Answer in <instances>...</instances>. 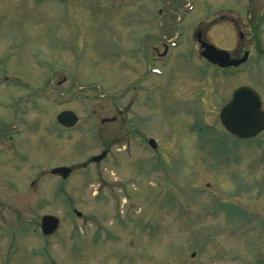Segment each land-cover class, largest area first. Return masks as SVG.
<instances>
[{
    "label": "rangeland",
    "instance_id": "374dc122",
    "mask_svg": "<svg viewBox=\"0 0 264 264\" xmlns=\"http://www.w3.org/2000/svg\"><path fill=\"white\" fill-rule=\"evenodd\" d=\"M245 3L0 0V264H264V132L240 145L219 123L234 87L264 98V0L250 25L232 11ZM176 35L164 76L139 86ZM201 37L250 63L216 73L191 57ZM43 216L59 220L50 237Z\"/></svg>",
    "mask_w": 264,
    "mask_h": 264
},
{
    "label": "water",
    "instance_id": "95a60500",
    "mask_svg": "<svg viewBox=\"0 0 264 264\" xmlns=\"http://www.w3.org/2000/svg\"><path fill=\"white\" fill-rule=\"evenodd\" d=\"M200 46L203 49L201 55L209 63L218 65L221 68L237 66L245 59L244 57L240 61H232L225 51L217 50L205 43H200ZM260 105L261 103L254 92L246 87H241L233 93L231 101L220 112V123L228 133L237 138H254L264 128V115L260 110ZM56 120L66 128L73 127L77 122V118L70 112L61 113ZM150 144L153 146L152 142ZM103 156L104 154L95 158V161L100 160ZM52 173L66 178L70 170L60 168ZM57 226L58 221L52 216H44L41 219V231L44 235L52 234Z\"/></svg>",
    "mask_w": 264,
    "mask_h": 264
},
{
    "label": "flooded vegetation",
    "instance_id": "af4514ba",
    "mask_svg": "<svg viewBox=\"0 0 264 264\" xmlns=\"http://www.w3.org/2000/svg\"><path fill=\"white\" fill-rule=\"evenodd\" d=\"M244 2H246L245 4H247L248 6L245 8V9H240V8H238V9H234L233 11H234V13H237L239 16H240V14L241 13H244V15H242V18L241 19H239L241 22H239L238 24H245V25H250L251 24V18H252V15H253V11H252V8H251V6H252V0H243ZM160 13V12H159ZM243 20V21H242ZM229 21L230 22H234L233 20H231V19H229ZM233 25H235V24H233ZM200 33V35L202 36V34H201V32H199ZM201 39H202V37H201ZM239 39L240 40H242V34L240 35L239 34ZM168 43H169V41H167V43L164 45V48H163V51L161 52V53H157L156 55H154L152 58H151V61H149V63H152V64H156L157 66H158V68H161V67H164L165 66V68L167 67V65L170 63V59L172 58L171 57V54L173 55V51H171L170 52V50H169V48H168ZM245 54H247L248 55V52H241V54H239L238 56H231L230 58L231 59H234V60H239L241 57H243ZM262 57V55H258V58L259 59H262L261 58ZM250 63V58H249V55L247 56V59H246V62H245V64L243 65V66H247L248 64ZM207 64V63H206ZM261 64H262V66H263V68H264V64H263V62H261ZM209 67H210V69L211 68H213L215 71H216V73H219V74H221L222 76H225V75H230V73H229V70H231V69H228V70H220V69H218V68H216V67H214V66H211V65H209V64H207ZM242 66H239L238 68H235L234 70L236 71V72H234L233 73V76H237V75H240V73H241V71H240V68H241ZM165 68H164V70H165ZM162 76H164V73L162 74V75H160V73L158 74V75H155V77L154 78H159V77H162ZM143 82H144V80H142ZM242 85H247V86H250V87H252L254 90H256L257 92H258V94L260 95V97H261V100H262V104H263V102H264V98H263V95L260 93V91L258 90V88H254L253 86L254 85H250V84H242ZM242 85H238V86H236V87H234L233 89H232V91H231V93H230V97H231V94H232V92L234 91V89L235 88H237V87H239V86H242ZM139 86H143L142 84H141V82H140V85ZM153 86H161V85H159V84H157V85H153ZM264 113V112H263ZM156 150V149H155Z\"/></svg>",
    "mask_w": 264,
    "mask_h": 264
},
{
    "label": "bare ground",
    "instance_id": "6f19581e",
    "mask_svg": "<svg viewBox=\"0 0 264 264\" xmlns=\"http://www.w3.org/2000/svg\"><path fill=\"white\" fill-rule=\"evenodd\" d=\"M171 57H172V54H171Z\"/></svg>",
    "mask_w": 264,
    "mask_h": 264
}]
</instances>
